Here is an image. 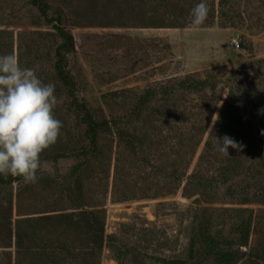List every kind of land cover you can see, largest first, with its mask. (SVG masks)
I'll use <instances>...</instances> for the list:
<instances>
[{
    "label": "rangeland",
    "instance_id": "1",
    "mask_svg": "<svg viewBox=\"0 0 264 264\" xmlns=\"http://www.w3.org/2000/svg\"><path fill=\"white\" fill-rule=\"evenodd\" d=\"M45 1L75 35L68 70L79 97L96 117L123 119L120 129L100 136L98 157L76 156L89 141L56 77L61 40L31 0H0V55L21 54V67L55 85L54 116L63 125L41 154L35 184L0 183V264H16L17 232L28 235L24 244L32 251L24 264H228L215 250L239 247L244 210L258 213L264 205L226 197V186L213 195L191 175H209L227 156L244 162L264 153L259 129H226L221 119L230 88L242 116L264 97V0H206L207 19L198 27L190 13L200 0ZM182 81L197 86L184 89ZM148 91L144 110L134 115ZM210 132L215 149L205 144ZM225 136L242 147L221 153ZM248 142L253 150L245 157ZM62 152L69 154L57 157ZM242 178L233 174L231 182L240 187ZM79 204L103 216L104 241L64 217L43 219ZM58 240L74 242L77 259L65 250L57 260L45 254Z\"/></svg>",
    "mask_w": 264,
    "mask_h": 264
},
{
    "label": "trees",
    "instance_id": "2",
    "mask_svg": "<svg viewBox=\"0 0 264 264\" xmlns=\"http://www.w3.org/2000/svg\"><path fill=\"white\" fill-rule=\"evenodd\" d=\"M170 1V0H169ZM39 13L44 19L52 24L57 36L61 42L57 46L55 51V72L56 77L61 83V86L65 89V94L68 100V106L72 112H74L77 123L84 128V135L89 141V145H83L77 152L76 156L79 157H98L102 150L99 145V138L104 133L113 130V128H119L123 118L109 119L98 118L92 112L89 104L84 99L80 98L77 91V83L74 77L68 70V55L77 51V43L75 35L72 30L69 29L65 23V17L62 12L56 13V15H50V5L45 0H31ZM173 4V2H171ZM18 61L21 65V54L18 55ZM203 82V81H201ZM200 82V83H201ZM205 84H203L204 86ZM181 86L184 89H192L197 86V83L192 81H182ZM237 87V86H236ZM149 92V91H148ZM153 92V91H152ZM236 88H230V92L227 98L228 112L223 116L222 121L225 123V128L233 130L235 127H241V129L256 128L259 129L264 136V97L260 100L252 103V107L247 113L240 114V110L235 104ZM151 95V92L146 93L134 109V115L141 113L147 103V99ZM187 121V119H184ZM222 122V123H223ZM217 140V136L210 132L206 147L216 148L213 142ZM248 147H244L243 152L245 157H248L253 150L251 142H248ZM69 153H59V156H68ZM213 159L216 160L218 155L213 153ZM233 156V155H232ZM232 156L225 157L222 164L215 167L209 175L194 173L191 177H196L197 186H200L201 190L212 191L213 195H217L221 187L226 186L228 193L227 197L238 196V200L243 204L258 203L264 205V153L256 159H247L242 162L240 159L233 158ZM44 158V157H43ZM203 158V155L200 157ZM81 165L77 164L75 169H78ZM241 174L244 183L237 187V184L231 182V176L233 174ZM19 177H0V183L13 184L16 181H20ZM235 194V195H234ZM72 195V194H71ZM74 200L71 196V201ZM248 212L241 217L237 231H239V247L236 249H225L218 247L215 250L217 257L227 262L228 264H236L240 260L255 259L257 263L264 261V210L255 213L253 209H245ZM262 212V214H261ZM64 217L68 224L74 228H78L81 225H86L89 228L95 229L99 232L100 241H104V222L103 216L99 212H94L91 209L83 208L82 205H77L73 211L62 215L48 216L43 219L58 221L59 218ZM256 233V235H255ZM258 233V235H257ZM28 235L17 232V259L16 264H24L23 260L26 254L31 253L24 241ZM256 236V244H253L252 237ZM255 241V240H254ZM252 245H256L253 247ZM52 260H57L60 250L67 252V257L71 260L77 259L79 255L78 247L74 242L66 241L58 242L55 245L49 247ZM48 249V248H45ZM43 249L44 251H46Z\"/></svg>",
    "mask_w": 264,
    "mask_h": 264
},
{
    "label": "clouds",
    "instance_id": "3",
    "mask_svg": "<svg viewBox=\"0 0 264 264\" xmlns=\"http://www.w3.org/2000/svg\"><path fill=\"white\" fill-rule=\"evenodd\" d=\"M208 4L200 0L191 10L193 26L207 19ZM55 85L45 84L33 68L21 67L15 54L0 55V177H19L25 184L38 181L41 154L54 145L63 127L54 116ZM219 141V151L239 149L232 138Z\"/></svg>",
    "mask_w": 264,
    "mask_h": 264
},
{
    "label": "built area",
    "instance_id": "4",
    "mask_svg": "<svg viewBox=\"0 0 264 264\" xmlns=\"http://www.w3.org/2000/svg\"><path fill=\"white\" fill-rule=\"evenodd\" d=\"M234 42H236L238 44V46H239V42L237 41V39H234Z\"/></svg>",
    "mask_w": 264,
    "mask_h": 264
}]
</instances>
